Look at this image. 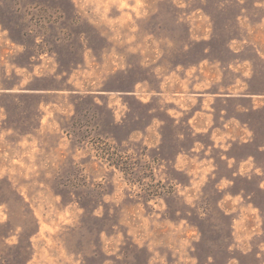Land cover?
I'll use <instances>...</instances> for the list:
<instances>
[{"label": "rangeland", "instance_id": "obj_1", "mask_svg": "<svg viewBox=\"0 0 264 264\" xmlns=\"http://www.w3.org/2000/svg\"><path fill=\"white\" fill-rule=\"evenodd\" d=\"M0 264H264V0H0Z\"/></svg>", "mask_w": 264, "mask_h": 264}]
</instances>
